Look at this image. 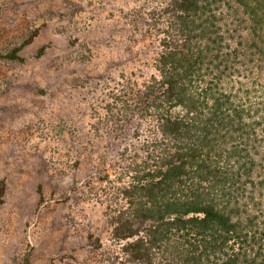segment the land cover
<instances>
[{
    "label": "trees",
    "instance_id": "trees-1",
    "mask_svg": "<svg viewBox=\"0 0 264 264\" xmlns=\"http://www.w3.org/2000/svg\"><path fill=\"white\" fill-rule=\"evenodd\" d=\"M155 9L154 74L122 76L105 101L109 133L127 125L135 141L99 179L112 258L264 264V0ZM17 49L0 56L16 60Z\"/></svg>",
    "mask_w": 264,
    "mask_h": 264
},
{
    "label": "rangeland",
    "instance_id": "rangeland-1",
    "mask_svg": "<svg viewBox=\"0 0 264 264\" xmlns=\"http://www.w3.org/2000/svg\"><path fill=\"white\" fill-rule=\"evenodd\" d=\"M160 1L0 0V264H120L99 179L132 140L105 101L154 74Z\"/></svg>",
    "mask_w": 264,
    "mask_h": 264
}]
</instances>
